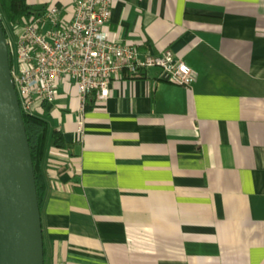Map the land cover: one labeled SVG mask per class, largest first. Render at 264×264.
Listing matches in <instances>:
<instances>
[{"label": "crops", "instance_id": "obj_1", "mask_svg": "<svg viewBox=\"0 0 264 264\" xmlns=\"http://www.w3.org/2000/svg\"><path fill=\"white\" fill-rule=\"evenodd\" d=\"M107 30L198 78L116 81L83 133L60 89L44 115L70 146L46 153V264H264V0H112Z\"/></svg>", "mask_w": 264, "mask_h": 264}, {"label": "built area", "instance_id": "obj_2", "mask_svg": "<svg viewBox=\"0 0 264 264\" xmlns=\"http://www.w3.org/2000/svg\"><path fill=\"white\" fill-rule=\"evenodd\" d=\"M112 0H74L47 5L7 38L11 72L22 110L42 114L55 105L62 88H75L78 131L83 133L89 98L107 99L123 79H139L151 69L160 79L191 87L198 71L172 50L142 51L133 41L110 38ZM13 25V24H12Z\"/></svg>", "mask_w": 264, "mask_h": 264}, {"label": "water", "instance_id": "obj_3", "mask_svg": "<svg viewBox=\"0 0 264 264\" xmlns=\"http://www.w3.org/2000/svg\"><path fill=\"white\" fill-rule=\"evenodd\" d=\"M0 264H46L34 162L1 21Z\"/></svg>", "mask_w": 264, "mask_h": 264}, {"label": "trees", "instance_id": "obj_4", "mask_svg": "<svg viewBox=\"0 0 264 264\" xmlns=\"http://www.w3.org/2000/svg\"><path fill=\"white\" fill-rule=\"evenodd\" d=\"M44 8L31 5L27 0H0V21L2 22L1 15L3 13L9 23L13 25L23 24L30 21L35 14L43 11ZM5 35L7 36L6 30ZM23 115L34 162L40 206L42 207L47 191L44 163L48 146L53 145L57 148L68 149L70 145L61 129L51 128L48 115L29 114L24 111ZM45 261L47 262L46 245Z\"/></svg>", "mask_w": 264, "mask_h": 264}, {"label": "rangeland", "instance_id": "obj_5", "mask_svg": "<svg viewBox=\"0 0 264 264\" xmlns=\"http://www.w3.org/2000/svg\"><path fill=\"white\" fill-rule=\"evenodd\" d=\"M2 17V25L4 27V30H6L7 33V38H12L14 41H16V34L19 30V28L17 26L12 25L11 23H9L6 18L4 17L3 13L1 15Z\"/></svg>", "mask_w": 264, "mask_h": 264}]
</instances>
